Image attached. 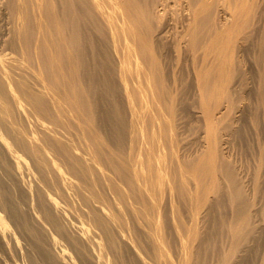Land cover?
<instances>
[{"label":"rangeland","instance_id":"374dc122","mask_svg":"<svg viewBox=\"0 0 264 264\" xmlns=\"http://www.w3.org/2000/svg\"><path fill=\"white\" fill-rule=\"evenodd\" d=\"M11 1L0 0V46L8 39L12 26L10 18L14 1ZM73 1L76 0L55 1L56 93L60 96L56 114L65 111L63 104L72 110L74 104H79L73 101L77 97L84 118L103 121L108 115L113 128L119 126L108 137L105 146L109 152L106 153L115 162H121L122 155L116 147L117 139H125L127 135L125 122L129 118V109L125 90L122 91L120 88L123 86H119L123 83L118 78L119 70L114 67L116 56L108 40V24L104 23L103 16L91 2L88 4L91 7H87L91 0H87V3L85 0H77V3ZM134 1L140 6L138 20L129 25L124 21L117 30L120 32L123 29L125 39L127 27L143 39L147 37L146 28L150 32L147 41L152 48L154 62L152 60L148 64L150 53L145 49L140 54L146 57V61L139 60V56L136 60L143 61L141 65L145 62L147 70L153 67L150 72L154 78L150 76L152 79L148 82L152 81L149 86L153 84L155 86L150 87L159 90L156 93L154 89V95L160 99L156 97L158 100L152 101L153 93L151 95L149 91L148 94L146 92L149 96L143 92L133 96L138 106L135 107L138 120L135 134L140 138L139 146L144 144L146 147L153 140L145 137L150 134L149 130L146 131L149 125L155 140L158 139V143L164 145L156 143L157 147L164 149L162 151L165 153H162L158 148L155 149V140L152 142L155 146L151 144L155 154L161 152L155 155L156 160H152L151 165L156 166H153L155 170H158V165H162L159 174L163 171L161 179L165 182L161 181L158 186L159 175L153 178L156 191H151L154 198L150 197V203L152 205L154 199L152 209L157 207L153 211L158 218L154 216L153 220L158 219L162 233L168 232L163 234L167 236H164L168 240L165 242H169L167 244L170 246L166 245L167 252L176 260L177 257L173 258V255L178 256L179 252L175 237L178 235V227H181L190 244V264H263L264 0ZM80 7L83 10L80 15L82 19L78 17L76 21L82 12ZM80 20L86 21V25L80 24ZM82 28L86 31L88 29L86 34L91 33L81 36ZM23 31L30 35L28 48H31L34 30L29 19H25ZM88 42L89 46L86 44ZM77 51L82 57H76ZM128 58L130 63L123 69L128 71L130 68L134 74V60ZM85 67L91 68V71L93 69L94 75H89L85 80L79 78L80 83L76 84L79 87H76L72 72L78 70L82 78V75L85 76ZM61 81L64 83L60 84ZM113 83L116 84L115 88ZM132 84L134 88L138 86L144 89L147 86L146 83L141 86L135 82ZM87 88L92 89V95L80 96L78 92H84ZM147 97L153 103L148 104L149 101H145ZM150 104L153 105L150 107ZM148 107L151 109L148 110ZM142 128H146V133L143 129L141 135L139 133ZM143 136L147 138L144 141L146 144L142 142ZM177 157L179 161L175 160ZM121 168L123 170L124 166ZM145 173L139 170L138 175L144 176ZM119 185L124 186L120 182Z\"/></svg>","mask_w":264,"mask_h":264},{"label":"bare ground","instance_id":"6f19581e","mask_svg":"<svg viewBox=\"0 0 264 264\" xmlns=\"http://www.w3.org/2000/svg\"><path fill=\"white\" fill-rule=\"evenodd\" d=\"M12 1L14 5L10 34L0 46V264H190V244L181 227H178V235L175 237L178 240L175 244H178L179 254L173 255V258L177 257L173 260L166 248L169 242H165L168 241L165 235L168 232L162 233V225L158 224V219L153 220L157 207L153 211L154 199V203H150L151 198H154L151 191L155 188L152 181L159 175L157 185L160 186L163 173L159 174L161 164L158 165V170L154 169L155 165H151L152 160H156L157 153L152 148L158 143V139L155 140L154 132L149 128L151 126H146L145 129L150 134L147 132L145 137L155 140V145L153 140L146 144L147 138L143 136L142 142L147 146L143 144L141 146L145 148L141 149L140 138L135 134L138 128L135 107L138 106L134 103L133 96L149 91L151 95L153 93L152 101L157 97L154 95L156 88L150 87L153 84L149 86L152 81L148 82L154 76L150 72L153 67L145 69V62L141 65L143 61L136 60V57L146 61V57L140 54L144 49L150 53L148 64L155 57L147 41L150 35L148 28L145 27L148 38L144 39L128 27L125 39L123 29L119 32L117 28H121L124 21H127L126 25L136 23L140 6L134 0H91L88 3L85 0L87 7H91L88 6L91 2L103 16L104 23L108 24V40L116 56L113 58L115 57L117 67L116 64L114 67L121 72L119 74L117 70L118 78L123 82L119 86H123L120 89L125 90L127 98V135L125 139H117L116 147L122 155V161L115 162L106 153L109 149L105 145L119 125L113 128L108 115L103 121L84 118L79 110L80 101L77 97L73 101L79 104H74L72 110L63 104L65 111L56 114V105L60 104V96L56 93V0ZM76 1L72 3H77ZM87 12L86 10L85 13L88 14ZM81 13L83 10L76 21L78 17L81 18ZM84 14L83 17L87 16ZM90 15L89 18L92 16ZM25 19L30 20L34 30L31 48H28L30 35L23 31ZM84 22L80 20L79 23L85 24ZM147 23L145 24L149 25ZM84 29L83 33L80 31L82 34L79 33L81 36L91 33L86 34L88 29ZM79 52H76V57H82L81 53V56L78 55ZM128 57L134 60V74L130 68L128 71L123 69L130 63ZM93 71L91 68L83 69L85 76L82 75L81 78L80 72L73 70L75 86L79 87L76 85L80 83L79 78L85 80L89 75H94ZM115 73L113 76L116 77ZM115 77L109 76L113 79ZM134 82L139 86L146 83L147 86L144 89L138 86L134 88ZM63 83L64 81L60 82ZM129 83L133 87H129ZM74 84L72 83L73 87ZM115 85L113 83L114 88ZM90 89L78 93L80 96H90ZM158 91L156 89V93ZM143 94L141 96L145 97ZM146 100L149 101L148 97ZM146 105L147 103L144 106ZM151 105L153 104L149 106ZM160 143L162 142L158 145ZM157 148L164 152L163 148L156 145L155 149ZM175 153L171 155L174 156ZM177 158L175 160L179 161ZM118 163H122L120 165L124 166L123 170ZM139 170L146 171L147 174L142 177L141 174L138 175ZM137 175L142 179L136 178ZM158 210L160 211L159 208ZM164 226L167 227L166 224Z\"/></svg>","mask_w":264,"mask_h":264}]
</instances>
